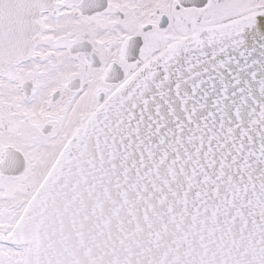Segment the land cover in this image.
<instances>
[{"label": "snow or ice", "instance_id": "obj_1", "mask_svg": "<svg viewBox=\"0 0 264 264\" xmlns=\"http://www.w3.org/2000/svg\"><path fill=\"white\" fill-rule=\"evenodd\" d=\"M0 264H264V0H0Z\"/></svg>", "mask_w": 264, "mask_h": 264}]
</instances>
